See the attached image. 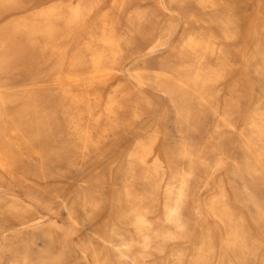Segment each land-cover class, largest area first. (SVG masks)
<instances>
[{
    "label": "bare ground",
    "instance_id": "obj_1",
    "mask_svg": "<svg viewBox=\"0 0 264 264\" xmlns=\"http://www.w3.org/2000/svg\"><path fill=\"white\" fill-rule=\"evenodd\" d=\"M19 1L0 0V216H3L0 217V239L5 250L12 254L10 264H60L70 249L69 238L76 230L79 231V228L92 221L93 213L100 204L102 186L105 183L112 184L114 176H118V183L113 188L106 221L93 233L90 231L85 236L88 239L78 245L77 252L84 264H150L149 257L154 251L163 255L164 260L168 259L164 264H181L184 256L182 248L173 246L168 250L167 244L185 243L191 239L188 215L191 180L195 176L197 165L209 166L203 155L206 150L202 154V149L198 147L200 151L196 148L188 139V134L198 131L204 110L210 105L208 101L220 95V89L216 94L213 93L215 85L227 76L234 62L231 57L233 54L225 51V48L214 47V42H211L217 40L231 43L241 36L239 31L242 30L239 28L238 31V24H235L240 21L235 22L236 15L230 14L233 3L227 9L230 15H226V11L224 15H219V11L228 8L230 2L190 0L200 7V11H209L207 13L212 16L202 18L198 13L195 14L200 12L198 9L196 12V9L191 11L194 14L184 12V27L177 42L171 47L173 51H177L179 65L170 66L163 59L159 68L160 75L145 79L142 72L137 71L140 69L133 74L134 79L141 84L152 81L168 97L179 138L176 142L171 139L174 145L167 147L166 135L160 129L168 116L167 112L160 115L156 127L150 122L142 127L139 123L145 112L155 114L153 101L142 95L129 104H124L119 88L114 87L105 94L102 93L101 86L105 87L110 75L117 72L127 51L132 50L139 39L149 42L152 49L167 45L174 27L166 26L159 32L154 24L153 30L145 34L142 24L146 13L137 8L129 24L126 23V31L121 32L120 21L113 12L124 11L129 0H44L39 5L15 13L13 17L1 19L5 10ZM168 1L172 5L182 0ZM249 2L250 12L253 14L251 29L263 30L264 18L261 19L260 14L264 11V0ZM102 3L103 11L98 14L97 22H94L91 18ZM107 3L109 8L106 7ZM243 10L240 12L243 13ZM246 13L248 15V11ZM246 13L241 15L245 16ZM169 19L171 23V18ZM194 22H202L208 30L200 32L198 28V31ZM211 28H215V31H210ZM257 37L256 42L247 49L246 60L248 65H256L255 72L264 83V39L258 35ZM23 38L28 43L26 47ZM251 40L253 39L248 41ZM72 45L76 48L68 55L67 51ZM30 50H39L42 57L49 52L59 58L52 66V77L69 102L63 111L67 116L63 123L57 124L58 117L54 113L57 109H43V98L29 86L19 92L10 91L9 77L17 68V62L27 59ZM207 54L212 57L216 55V61L208 63ZM86 56L89 58L86 59ZM45 61L47 62L45 59L43 63ZM50 76L49 74V78ZM45 80L47 79L43 82ZM19 86L13 87L18 89ZM260 90L264 94V85H261ZM46 99L49 101L51 98ZM195 99H198V103ZM235 100L234 95L229 96L225 104L227 108L220 115L222 122L216 124L218 142L222 138L221 126H232L231 110ZM218 104L219 102L215 105L216 110L219 109ZM33 112L50 113L40 118ZM127 112H130L129 119L124 117ZM248 117L243 124L250 130L249 136H246L247 141L254 145L257 143L259 149L255 147L259 150L258 154L264 158V144H261L264 141V103L259 104ZM130 126L133 127L127 132L126 140L119 141L120 134ZM57 129L61 131L55 133ZM139 133L142 136L136 137ZM218 142L212 145L211 150H218ZM99 155L101 165H110L108 172L105 175H90L83 182L82 190L66 204L65 224L55 219L47 222L45 214L33 203H25L6 190V185L16 179L15 168L23 159L34 165V169L43 176L50 177L56 172L61 173L64 166L73 167ZM181 160H185L187 165H180ZM242 172L251 176L259 175L262 168L258 163L254 166L246 165ZM24 178L23 176V180ZM139 183H142L140 190L137 189ZM27 187L33 194L48 201L41 204L43 208L52 209L56 197L51 194L54 191L49 186L36 182L29 183ZM216 193L203 204V211L206 217H213L217 223L216 227L221 233V252L216 256L215 234L211 228L204 227L198 245L192 248L193 259L190 263L248 264L250 258L256 257L262 243L248 237L245 225L236 218L227 204L223 188ZM250 204L255 207L258 220L264 222V205L255 198L250 199ZM4 214L17 222V229H12L6 223L8 219ZM57 235L58 248L55 243ZM95 237L99 238V246L92 243ZM12 239H17L19 243L15 245Z\"/></svg>",
    "mask_w": 264,
    "mask_h": 264
},
{
    "label": "rangeland",
    "instance_id": "obj_2",
    "mask_svg": "<svg viewBox=\"0 0 264 264\" xmlns=\"http://www.w3.org/2000/svg\"><path fill=\"white\" fill-rule=\"evenodd\" d=\"M182 1L178 3H173L172 5H170V3L172 2L168 0H129L128 4L124 8V11H121L119 13L115 11L113 12V15L116 16L120 21L121 32L126 31V26L131 21L130 19L134 17V13L137 8L143 9L146 13L145 21L142 24V31L145 34L147 32L150 33L153 30L154 24H155V27L158 28L159 32H161L162 29L166 26H169L171 28L174 27V28L172 29V33L169 37V43L164 46H159L155 49H152L149 46L150 45L149 42L139 39L138 44L134 46L132 50L127 51V54L125 55V57H123L121 64L118 67L119 71L117 70V72H115L113 75L112 74L110 75L107 81V84L104 85L105 86L104 88H103V85L101 86L102 87L101 91L102 93L104 92L105 94H107V92L114 87L119 88L122 91V95H123V98L121 99V101L124 104H129L131 100H135L142 95L145 97H149V99H151L154 103L155 114L152 115V114H149V112H145L143 119L141 121L139 120L140 121L139 125H142V127L144 126L143 124H146L147 122H150L151 124H153L152 126L156 127V124H157V121L160 115H162L163 112H167L168 118L166 117L165 118L166 120L163 121V123L160 126L161 131L166 135L167 140L165 143L167 147H172L174 145V142H176L177 139L179 138L177 129L176 127H174V119H173V113H172L173 110L171 109V105L169 103L168 97L159 88H157L152 83V81L146 82L145 84H141L136 79H134L133 74L136 72L137 69H140L137 71L142 72V75L143 77L145 76L144 77L145 79L148 77L153 78L156 75H160L161 72L159 68L161 67V61L163 59H164V62H168L167 64L170 66L179 65V58L176 53L177 51H173L171 47L174 43L177 42L176 40H178L181 30L184 27L185 20L183 19H184L185 13L187 12V13L194 14L197 11V9L200 11L199 9L200 7L198 6L199 7L198 8L194 2L192 1L190 2V0H186L187 2L185 0H182ZM248 1L249 0H224L225 3L230 2L228 3L229 5H227L228 8L221 9L219 11V15H224V12L229 11L227 9H229V7L233 3V5L230 8H233L234 10L230 9L231 12L230 11L229 12L231 16L236 15L235 18H237L238 20L235 19V22L240 21L239 22L240 24L238 22L235 24L239 25V26L236 25V27H238L237 28L238 31H239V28L240 30H242V31H239V35L241 36H239V38L236 41L231 42V43H226L224 41H217V40L211 41L212 43L214 42L213 43L214 47L225 48V51H228V53L233 54L231 56L233 58L232 62L233 61L234 62L236 61V62L232 63V66L230 67V70L227 76L215 85L214 87L215 90L213 89L214 90L213 93L216 94L217 91L220 89V92H219L220 95L217 98L215 97L213 100L208 101L210 102V105L208 104V102L206 103L208 105L206 106L204 110L205 113L201 117L200 127L198 131L196 130L197 132L193 131L194 133L190 132L188 134V139L190 138V141L196 146L198 150L201 151L202 149V154L203 152H205L204 149L206 150V152L203 155L207 159L210 167L209 166L207 167L205 165H197L195 167V174H194L195 176L193 177L194 179L192 178L191 180V185L194 187L193 188L191 186L192 188L191 199H190L189 206H188L189 224H191V226H189V229H191L190 230L191 239L185 243L178 242L174 244L172 243L167 244L168 250L172 249L173 246L182 248V250L184 251V256L182 258L181 264H191L192 263V259H193L192 248L198 245L199 240L204 232V227L211 228L215 234L216 256L221 252L220 230H218V228L216 227L217 223L213 217H210V216L206 217L205 211H203L204 210L203 204L208 202L212 196L217 194L216 192L219 193L222 188L226 194L227 204L229 205L231 211L233 210L232 212L234 213V215H236V218L239 219L243 223V226L245 225L244 229L248 237L251 240L262 243L261 248H259L257 251L256 257L250 258L249 260L250 263L248 264H264V222L258 220L255 207L252 204H250V199L255 198L257 201H259L261 204L264 205V164H263L264 158L260 157L258 154L259 153V150H258L259 147L257 146L258 144L255 143L254 145L253 142L250 143L249 141H247L248 139L247 137L250 134L249 133L250 130H248V127H246V125H243L246 122V120L249 118L248 116L252 114L253 110L259 104L264 103V94L260 90L261 85H264V83L263 81H261V78H259V76L255 72L256 65L254 64L248 65L247 60H246L247 49L251 48L252 44L256 42L258 38L257 35L260 36L261 39H264V29L260 31L257 29H251L253 14H251L250 12L251 10L249 8L250 5H248V4H251L250 3L251 1L249 3ZM42 2H45V1L44 0H20L17 4L12 5L11 7L7 8V10H5L4 12L5 15H3L1 19H4V18L8 19L10 17H13L15 13L19 11H23L35 5H39V3H42ZM191 3L193 7L191 6ZM106 5H107L106 7L108 6L110 7L109 3H107ZM174 5H177V6H174ZM102 7H103V3H102V6H100V8L97 10L98 12L96 11L93 14L91 18L92 21L97 22V17L99 16L98 14H100L103 11ZM194 10L195 12H191ZM241 10H243L245 13L246 11H248V15L247 13L245 16L241 15V14H245L243 11H242L243 13H241L240 12ZM202 11L203 10L201 9L200 12H196L195 14L198 13V15H200V17L202 18L204 17L209 18L212 16L211 13H207L209 11H206V12L205 11L202 12ZM229 12H227L226 15L229 14ZM233 13L234 15H232ZM239 16H242V17H239ZM260 16H261V19L264 18V11L263 13L260 14ZM169 18H171V23L169 21L170 20ZM163 24L164 26H162ZM199 24H201L200 27H199ZM194 26L197 28V30L199 28L201 31L200 30L198 31L200 32H204V31L206 32L208 30L202 22L201 23L194 22ZM213 29L215 28H211L210 31L212 32L215 31ZM250 38L253 39L251 40V42L248 41ZM25 40L26 39L23 38V43H24V46L26 47L28 46V43ZM221 43H224V44H221ZM70 47L72 51L69 49V51H67L68 55H71L76 48V46L73 47V45ZM83 53L84 55H86L85 52ZM30 56H33V57L31 58ZM208 57H209V60L206 59V61L208 60L207 61L208 63H212L216 61L215 60L216 55L212 57V55L207 54V58ZM88 58L89 56H86V59ZM45 59L47 60V62L45 61L43 63ZM58 59H59L58 56H52L49 52H47L45 57H42L41 54L39 53V50H35V51L30 50L29 56L27 57V59L25 58V60H21L17 62L18 63L17 68L13 70L12 74L9 77L10 80L9 79L8 80L11 84V88H10L11 92H19L22 89L27 88V86H29L28 88H31L34 93L38 94L39 96L43 98V100L41 99V103H42L43 109H46L45 111H51L54 108L57 109V112H54V113L58 117L57 124L58 123L60 124L67 120V116L63 114V111L68 107L69 102L63 97L61 89L53 81L52 66L55 63L54 61H57ZM40 62H42V64ZM49 74L51 75L50 76L51 78H49ZM43 78L47 80L43 82L44 80ZM38 81H41L42 83L41 82L38 83ZM221 82L224 84H222ZM35 83H38V85ZM17 85L18 86L20 85L19 86L20 88L18 87V89H15L14 87L17 88ZM59 90L60 92L58 93ZM230 95H234V97L236 98V100L232 102V108L234 109V110L233 109L231 110L232 111V117H231L232 126H227V125L221 126L222 138L218 142L216 141L217 134L215 131V127H216V124L218 123L221 124L222 122L220 115L221 113H223V110H226L227 105L225 104ZM47 97L51 99L47 101L46 99ZM61 100H64V102ZM195 100L197 101L195 102L198 103V99H195ZM259 100H261L260 102L262 103L260 102L258 103ZM217 102H219L218 110L215 109V105L217 104ZM237 102L238 104H236ZM213 103L215 104L212 105ZM18 105L19 103L17 104V106ZM212 106H214L213 107L214 109H212ZM215 110L217 112H215ZM33 113L37 114L40 118H42L44 115L49 114L50 112H33ZM124 117L126 119H129L130 112L125 113ZM132 127L130 126L126 131L120 134L119 141L126 140L127 132ZM58 131H61V130L57 129L55 133H58ZM140 134L141 133L135 136L141 137L142 135ZM211 134L213 137L211 136ZM171 139L172 141H174L173 143ZM215 142L216 143L218 142L219 144L218 150L213 151L211 150V148H212V145L216 144ZM222 142L224 143V145ZM261 144H264V141ZM198 147L201 149H199ZM100 158L101 157L99 155V156H95L87 160L88 162L87 161L84 163L82 162V164H79L73 167L66 168L64 166L66 169L62 167L63 170L61 173L56 172L54 176L50 175V177L49 175L43 176L40 172H38L36 168H35L36 169L35 171L34 169L35 166L32 164H29L28 162H26L27 160L23 159L18 165V167L15 168V172H17V174L15 173L14 178L16 179L15 180L13 179L10 184L6 185V190L9 194L19 197L25 203L26 202L33 203V205H35L37 209L41 210V212L45 214L44 219L47 222H50L52 219H55L59 223L65 224L67 223V221H64L66 220V204L70 202L69 201L70 199H73L75 197L78 191L82 190V186L84 184L83 182L90 175L92 176L97 173H101L104 175L107 174L106 172H108V168L110 167V165L105 164V163L101 165ZM181 161L182 162H179L180 165L184 163H185V166L187 165V162H184L185 160H181ZM257 163L262 168V172L259 173V175L256 174V175L251 176V175H248L247 173L242 172V168L245 167L246 165L254 166ZM94 165L96 167H94ZM22 175L25 177L24 180H23ZM18 178H21L22 180ZM117 178L118 176H114V181H112V184H107V183L103 184L102 195L100 197V204H99V207L93 213L92 221L85 224L83 228H79L78 229L79 231L76 230L72 234V236L69 238L68 241L70 243L68 242V245L70 249L67 253V257L60 264H84V262L80 258V254H78L79 252L78 245L84 243L85 240L88 239V238H85L87 234L91 232L93 233L97 228H100V226H102L103 223L106 221L108 217L107 215H109V212H110V200H111V195L113 193V188H114V185L118 183ZM29 179L30 181L28 182ZM36 182L39 184L49 186L50 190H53L54 192L57 193V195H55L56 193L51 192V194H53L56 197L53 202L54 204L52 205L51 210H47L43 208L41 205V204L48 203V201L42 199L39 196H36L27 187L29 183L34 184ZM141 184L140 183L137 184L138 190H140L139 187ZM142 188H143V185H142ZM38 203L40 206L38 205ZM0 217H3V216H0ZM4 217L8 219L6 223H8V225H11L12 229L18 228L16 226L17 222L11 216L4 214ZM204 222L206 224H203ZM8 233L10 234L11 232L9 231ZM10 235L12 236V233ZM58 238L59 236L57 235L56 240H55L56 248H58V244H57L59 240ZM95 238L92 240V243L95 246H99L101 244L98 241L99 238L98 237H95ZM12 242L15 245L19 243L17 239H12ZM73 243L75 244V246ZM73 247L74 248L77 247V248L74 249ZM154 252H152L149 257L150 264L151 263L152 264H155V263L164 264L168 262L167 258L166 260H164L163 255H161L160 253L156 251ZM11 255H12L11 252H8L5 250L2 240L0 239V264H10L12 261ZM216 259L217 258L215 257L214 262H216Z\"/></svg>",
    "mask_w": 264,
    "mask_h": 264
}]
</instances>
